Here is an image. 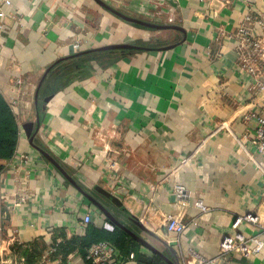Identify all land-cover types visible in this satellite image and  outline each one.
<instances>
[{"label":"crops","instance_id":"1","mask_svg":"<svg viewBox=\"0 0 264 264\" xmlns=\"http://www.w3.org/2000/svg\"><path fill=\"white\" fill-rule=\"evenodd\" d=\"M103 1L180 30L129 23L94 0H0V94L18 127L14 155L0 172V242L16 239L26 264L51 249L56 264H89L86 245L102 229L116 247L130 244L129 254L116 248L123 264L154 258L41 150L130 231L173 250L179 264L190 251L215 257L237 217L264 222V156L252 143L256 118H249L264 116V91L237 66L234 37L242 25L264 35L246 21L264 20V0ZM120 44L141 49L75 56ZM122 187L127 194L115 189ZM87 214L93 223L83 225ZM169 215L185 224L180 235L165 232ZM237 231L248 237L257 228L241 223ZM231 258L264 264V250Z\"/></svg>","mask_w":264,"mask_h":264},{"label":"built area","instance_id":"2","mask_svg":"<svg viewBox=\"0 0 264 264\" xmlns=\"http://www.w3.org/2000/svg\"><path fill=\"white\" fill-rule=\"evenodd\" d=\"M221 4H228L229 0H214ZM7 3V1H6ZM5 16L0 5V19ZM171 19H169L170 21ZM254 20L257 25L264 29V20L260 18L246 17V21ZM171 22V21H170ZM237 45V66L240 67L247 75L256 81L260 91H264V35L256 36L253 30L246 26H239L235 36ZM75 50L79 49V44L73 45ZM249 118H256L257 126L254 131L252 143L256 150L264 156V116L251 115ZM120 191V194H127V191L122 188H115ZM178 196L182 193V188L176 189ZM1 205V201H0ZM197 206L201 207L200 203ZM5 213L0 212V233L2 226L5 223ZM93 223V218L90 215H85L83 225ZM246 223L255 228V234L248 237L243 236L237 231L239 224ZM185 229V224L181 219L169 215L165 224V232L167 234L175 233L180 235ZM19 242L13 237L5 242H0V264H26L25 258L22 256ZM55 249L43 254L41 261L38 264H56V261L50 260V253H54ZM264 250V222L248 213L244 216L237 217L231 225L229 231L223 234V238L219 245V253L212 258H204L190 251L189 257L182 264H232L231 256L236 254L242 258L249 259L261 253ZM133 258V255H131ZM85 259L89 264H123V259L115 249V247L107 242H97L88 247L85 251Z\"/></svg>","mask_w":264,"mask_h":264},{"label":"water","instance_id":"3","mask_svg":"<svg viewBox=\"0 0 264 264\" xmlns=\"http://www.w3.org/2000/svg\"><path fill=\"white\" fill-rule=\"evenodd\" d=\"M96 1L101 7H103L105 10L109 11L113 15L129 22L135 25H139L148 29H156V30H166V29H177L180 30L179 27L176 26H169V25H156L153 23L145 22L140 19L130 17L128 15H125L124 13L114 9L110 5H108L106 2L103 0H94ZM133 49H141L139 46H135L132 44H120V45H110V46H105L99 49L95 50H90V51H84V52H79L75 56H81V55H86L89 53L93 52H99V51H110V50H133ZM52 68L49 67L47 71L44 73L41 83ZM38 94V91L36 93V96ZM41 154L83 195L85 196L93 205H95L99 211L115 226H117L120 230H122L124 233H126L129 237H131L134 241L138 242L140 245H142L145 249L148 251L152 252L153 254L157 255L161 259L165 261L167 264H179V259L177 255L171 250L170 248L164 249L161 251L160 249L156 248L154 245H152L149 241H147L145 238L142 236H139L135 234L134 232L130 231L127 227H125L123 224H121L119 221H117L113 215L106 209L104 208L97 200H95L93 197H91L89 194H87L82 188H80L75 181L71 179L70 176H68L60 167L59 165L51 158L49 155H47L45 152L39 150ZM98 191H100L106 198H108L111 202H113L116 205H119L120 202L118 201L117 198L109 194L108 192H105L99 188H97ZM134 223L142 230L143 233L150 235L151 237L155 238L153 234L149 233L147 229L141 225L137 219L133 220Z\"/></svg>","mask_w":264,"mask_h":264},{"label":"trees","instance_id":"4","mask_svg":"<svg viewBox=\"0 0 264 264\" xmlns=\"http://www.w3.org/2000/svg\"><path fill=\"white\" fill-rule=\"evenodd\" d=\"M17 143L18 127L16 124L15 116L6 100L0 94V172L3 170V163L7 162L14 155ZM117 231L122 236L126 237L123 232L118 229ZM93 234L95 236L92 241L88 242L89 244L86 245V249L97 242H107L113 245L111 243V235L107 234L106 232H103L102 229H98V232L94 230ZM113 246L115 247V249L118 247L122 251H127V254H129L130 251L133 250L131 249V247L129 248L130 244L128 245V243L122 240H119L117 247L115 245ZM153 257V260H150V258H144L142 261L139 262V264H167L165 263V261H163V259H161L157 255H154Z\"/></svg>","mask_w":264,"mask_h":264}]
</instances>
